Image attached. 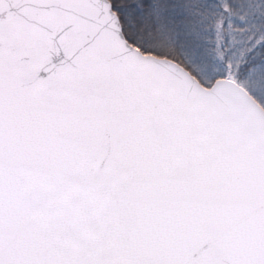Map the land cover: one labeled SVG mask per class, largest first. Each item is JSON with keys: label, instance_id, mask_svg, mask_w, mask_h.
Masks as SVG:
<instances>
[{"label": "snow or ice", "instance_id": "snow-or-ice-1", "mask_svg": "<svg viewBox=\"0 0 264 264\" xmlns=\"http://www.w3.org/2000/svg\"><path fill=\"white\" fill-rule=\"evenodd\" d=\"M0 264H264V0H0Z\"/></svg>", "mask_w": 264, "mask_h": 264}]
</instances>
